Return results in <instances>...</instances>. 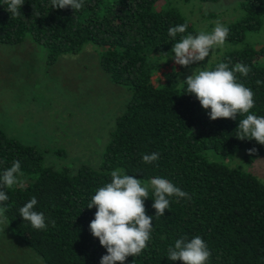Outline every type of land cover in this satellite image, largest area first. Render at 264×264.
<instances>
[{
  "label": "trees",
  "instance_id": "trees-1",
  "mask_svg": "<svg viewBox=\"0 0 264 264\" xmlns=\"http://www.w3.org/2000/svg\"><path fill=\"white\" fill-rule=\"evenodd\" d=\"M159 1L84 0L75 12L70 6L52 8L51 0H25L20 16L12 18L0 0L1 43L18 44L31 37L47 48L50 64L89 44L101 46V69L131 92L97 167L47 165L41 148L0 128V175L15 160L22 173V186L5 189L9 199L0 207L7 209L4 216L14 236L44 264H100L107 250L89 229L97 209L87 204L99 187L111 182L110 173L117 168L145 183L163 177L191 196L169 197V209L157 218L149 189L144 203L146 215L153 217L151 239L141 254L128 256L124 264H183L167 256L169 247L184 236L206 241L211 251L206 264H264V182L206 154L209 150L222 156L241 154L254 162L264 154V145L236 137L244 116L211 120L210 109L184 92L187 71L202 61L175 67L163 82L154 84L153 76L173 61L171 49L181 35L173 39L168 29L187 22L183 35L201 31L177 6L159 8ZM239 10L238 17L225 25L229 28L225 49L203 69H214L220 62L230 68L238 62L249 66L248 76H236L255 94L250 113L264 116V45L248 39L264 27V0H241ZM251 148L257 151L249 154ZM152 152H159V159L143 162V155ZM33 196L38 201L34 210L43 212L48 223L44 230L34 229L19 215V208Z\"/></svg>",
  "mask_w": 264,
  "mask_h": 264
},
{
  "label": "rangeland",
  "instance_id": "rangeland-1",
  "mask_svg": "<svg viewBox=\"0 0 264 264\" xmlns=\"http://www.w3.org/2000/svg\"><path fill=\"white\" fill-rule=\"evenodd\" d=\"M240 1L160 0L157 6L175 5L199 30L211 32L218 21L226 25L238 17ZM248 39L264 45V27L250 33ZM101 49L89 44L81 52L64 54L50 64L47 48L31 37L18 44L0 42V128L41 148L47 165L97 167L116 117L131 99L128 88L114 83L101 69ZM224 49V45L215 47L202 65L187 72L191 75L207 67ZM180 66L173 60L161 68L153 76L154 84L159 85ZM206 154L212 161L251 172L264 182V154L254 162L245 161L241 154L222 156L213 150ZM0 264L44 263L14 236L5 221L0 224Z\"/></svg>",
  "mask_w": 264,
  "mask_h": 264
},
{
  "label": "clouds",
  "instance_id": "clouds-1",
  "mask_svg": "<svg viewBox=\"0 0 264 264\" xmlns=\"http://www.w3.org/2000/svg\"><path fill=\"white\" fill-rule=\"evenodd\" d=\"M25 0H4L6 10L12 18L20 16V7ZM52 8L63 9L71 7L75 12L81 10L84 0H51ZM188 23L177 24L168 29L170 37L175 39L181 34L178 42L173 44L171 51L175 64L187 67L204 61L215 47H222L229 35V28L219 21L211 32L199 31L198 34L183 35ZM251 68L242 62L231 68L228 63L220 62L214 69L194 70L185 80L184 92L194 94L200 105L210 111L207 115L211 120L230 118L236 120L238 115L244 116L239 120L236 137L240 140L255 139L264 145V116L250 113L254 107V92L237 79L236 73L248 76ZM257 83H261L257 81ZM246 114V115H245ZM256 148L248 149L249 154L255 153ZM160 157L159 152L144 154L143 162L151 164ZM21 163L15 160L10 167L0 175V204L8 201L7 188L22 186L19 176ZM111 182L99 187L91 197L87 208L96 207L94 219L89 224L92 235L99 239L100 245L106 248L107 254L100 259V264H124L128 256L142 253L151 239L153 217L146 215L144 201L149 197L152 189L157 218L164 215L170 207L169 197L191 199V196L175 186L171 181L156 176L147 183L133 175L125 174L123 169L117 168L110 173ZM38 201L33 196L19 208V215L30 222L37 230L48 227L43 212L34 210ZM6 207H0V224H4ZM55 226V221H48ZM170 261L180 260L183 264H206L211 257V251L206 241L200 236L190 240L184 236L175 240L174 247L168 249Z\"/></svg>",
  "mask_w": 264,
  "mask_h": 264
}]
</instances>
